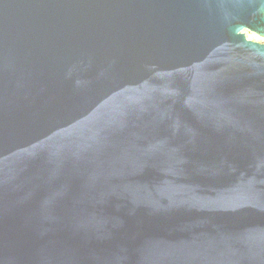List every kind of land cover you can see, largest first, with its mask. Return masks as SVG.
Segmentation results:
<instances>
[{
  "label": "water",
  "instance_id": "water-1",
  "mask_svg": "<svg viewBox=\"0 0 264 264\" xmlns=\"http://www.w3.org/2000/svg\"><path fill=\"white\" fill-rule=\"evenodd\" d=\"M0 264H264V0H0Z\"/></svg>",
  "mask_w": 264,
  "mask_h": 264
},
{
  "label": "rangeland",
  "instance_id": "rangeland-1",
  "mask_svg": "<svg viewBox=\"0 0 264 264\" xmlns=\"http://www.w3.org/2000/svg\"><path fill=\"white\" fill-rule=\"evenodd\" d=\"M246 34L249 38L255 39V40H261V37L253 32L246 31Z\"/></svg>",
  "mask_w": 264,
  "mask_h": 264
}]
</instances>
